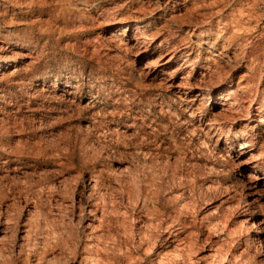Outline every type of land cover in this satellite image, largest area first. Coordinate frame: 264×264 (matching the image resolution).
Segmentation results:
<instances>
[{
	"label": "rangeland",
	"instance_id": "rangeland-1",
	"mask_svg": "<svg viewBox=\"0 0 264 264\" xmlns=\"http://www.w3.org/2000/svg\"><path fill=\"white\" fill-rule=\"evenodd\" d=\"M263 101L264 0H0V264H264Z\"/></svg>",
	"mask_w": 264,
	"mask_h": 264
},
{
	"label": "bare ground",
	"instance_id": "bare-ground-1",
	"mask_svg": "<svg viewBox=\"0 0 264 264\" xmlns=\"http://www.w3.org/2000/svg\"><path fill=\"white\" fill-rule=\"evenodd\" d=\"M248 19V18H247ZM242 25V24H241ZM246 26V25H245ZM236 27V26H235ZM138 29V28H137ZM136 29V34H141V32L140 31H138ZM240 29V28H239ZM142 30V29H141ZM233 30H235V29H233ZM144 34V33H143ZM143 34H142V36H143ZM146 36V35H145ZM135 37H136V35H135ZM138 37V36H137ZM138 41H139V39H138ZM160 46H162L161 44H160ZM175 48H177V47H175ZM175 48H173V49H171L170 51L169 50H167V54H164V55H161L160 56V58H158V63L159 64H161V63H165V64H169V63H171V62H173L174 60H176L177 59V57H178V52H180V51H177V49H175ZM183 49V48H182ZM239 51V50H238ZM239 53V52H238ZM243 53V52H242ZM152 55V54H151ZM234 55V54H233ZM236 56V55H235ZM185 57H188V56H186L185 55ZM237 57V56H236ZM166 58H168V60H166ZM149 65L152 67V66H154V64H152V63H149ZM149 65H147V66H149ZM146 67L147 69H149V68H151V67ZM209 68V67H208ZM210 69V68H209ZM208 72V71H207ZM189 85V84H188ZM184 86V85H183ZM258 89V88H257ZM242 90V89H241ZM259 90V89H258ZM238 91V90H237ZM256 93H257V91H256ZM233 94V93H232ZM246 94V93H245ZM244 95V94H243ZM247 95V94H246ZM256 95V94H255ZM240 96V95H239ZM228 97V96H227ZM252 97V96H251ZM246 98V97H245ZM241 99H243L242 97H241ZM253 99V98H252ZM258 99V98H257ZM230 99L229 98H227L226 99V101H229ZM238 100H239V98H238ZM243 101V100H242ZM241 101V102H242ZM246 101H248V100H246ZM264 102V101H263ZM231 105L233 104V106H235V105H237V103L236 102H233V103H230ZM229 104V105H230ZM258 104V102L255 100V99H253V100H250V102H249V109H252L255 105H257ZM231 105H230V107H231ZM247 106V105H246ZM236 107V106H235ZM239 107V106H238ZM240 107H241V105H240ZM258 107V106H257ZM232 108V107H231ZM245 109H247V108H245ZM235 110V109H234ZM258 110V109H257ZM240 111V110H239ZM241 113H242V111H240ZM249 113V112H248ZM225 114V113H224ZM233 114H234V112H233ZM232 114V115H233ZM237 114V113H236ZM239 118V117H238ZM228 120V119H227ZM233 120V119H232ZM210 124V123H209ZM264 145V144H263ZM244 146V145H243ZM246 146H248V145H246ZM258 148V147H257ZM260 149H261V147H259ZM142 202V201H141ZM112 204V203H111ZM141 204V203H140ZM105 211V210H104ZM150 212V211H149ZM93 213V212H92ZM103 217V216H102ZM101 217V218H102ZM156 218V217H155ZM100 219V218H99ZM155 223V222H154ZM157 223V222H156ZM165 225V224H164ZM224 225V224H223ZM95 226V225H94ZM101 228H102V226L101 225H99ZM126 226V225H125ZM213 227V226H212ZM171 229H172V227H171ZM176 231V230H175ZM248 233V235H250V230H248L247 231ZM174 233V232H173ZM179 234V233H178ZM96 236H98V235H96ZM228 236V235H227ZM125 237V236H124ZM135 238V237H134ZM208 239V238H207ZM92 240H94V239H92ZM101 240V239H100ZM88 243V242H87ZM86 243V244H87ZM102 243V242H101ZM187 243V242H186ZM179 244V243H178ZM185 244V243H184ZM183 244V245H184ZM88 245V244H87ZM182 245V246H183ZM187 245V244H186ZM52 246V245H51ZM89 248H88V250H89V255H91V256H88V258H91V259H93L94 260V262H92V263H94V264H96L98 261H99V259H100V253L102 252L101 251V247H100V244H99V241H98V238H97V241H95V242H90L89 243ZM102 246V245H101ZM116 246V245H115ZM181 246V247H182ZM101 248V249H100ZM106 248V247H105ZM117 248H119V247H117ZM185 248H189V250H190V253L192 252V250H193V248L191 247V246H188V247H185ZM179 249V248H178ZM183 249V248H182ZM192 249V250H191ZM104 250V249H103ZM150 250V249H149ZM86 251V250H85ZM101 251V252H100ZM86 253V252H85ZM93 253L95 254V255H93ZM194 253V252H193ZM193 253H192V255H193ZM43 254H45V253H43ZM179 254V253H178ZM93 255V256H92ZM127 255H128V252H127ZM85 256V255H84ZM140 256V255H139ZM175 256H177L176 254H175ZM45 257V256H44ZM102 257H103V253H102ZM127 258V257H126ZM179 258H180V255H179ZM85 259V258H84ZM87 259V258H86ZM103 259V258H102ZM187 259V258H186ZM83 260V259H82ZM92 260V261H93ZM129 260V259H128ZM183 260V259H182ZM188 260H190V259H188ZM55 261V260H54ZM101 262H104L103 260H100ZM51 262V261H50ZM88 262V264H89V262L90 261H87ZM138 262V261H137ZM173 262V259L169 256V257H162V259L159 261V264H170V263H172ZM176 262V261H175ZM174 262V263H175ZM184 262V261H183ZM186 262V261H185ZM36 263H37V261H36ZM60 263V262H59ZM100 263V262H99ZM98 263V264H99ZM177 263V262H176ZM207 263V262H206ZM25 264V263H24ZM54 264V263H53ZM173 264V263H172ZM180 264H181V262H180Z\"/></svg>",
	"mask_w": 264,
	"mask_h": 264
}]
</instances>
